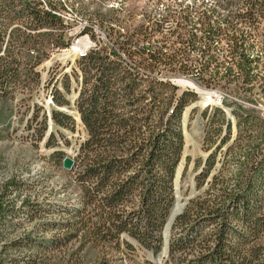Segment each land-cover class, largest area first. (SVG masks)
I'll return each mask as SVG.
<instances>
[{
    "label": "trees",
    "instance_id": "trees-1",
    "mask_svg": "<svg viewBox=\"0 0 264 264\" xmlns=\"http://www.w3.org/2000/svg\"><path fill=\"white\" fill-rule=\"evenodd\" d=\"M58 3L49 2L48 6L58 8ZM246 3L251 6L250 17H255L254 12L264 17V0ZM209 13L213 16L208 12L167 13L176 25L172 35L183 43L177 48L172 42L171 49H181L186 58L168 51H148L146 55L141 46L133 48L132 38L120 40L115 35L110 46L102 45L75 60L80 72L71 70L79 87L75 105L85 132L70 170L79 190L76 204L26 197L17 206L9 195L21 190L26 181L11 176L1 182L0 264H41L39 254L61 250L76 240L79 246L73 247L69 256V264H75L80 262L85 245L117 249L122 244L133 249L124 234L154 253L160 251L162 231L175 201L173 179L184 148L183 109L196 94L187 90L176 96L175 85L152 72L164 66L186 74L199 67L204 82L235 84L236 92L250 88L255 78L252 70L257 59L250 58L246 43L238 38L243 30L234 26L227 32L228 17L214 9ZM148 22L154 34L140 26L132 37L154 49L170 48V40L164 37L156 40L161 45L152 44L154 36L162 33L158 23H164V16L153 19L149 15ZM122 29L126 31L124 26ZM63 30L60 18L44 9L40 1L0 0L1 100L16 87L38 84L36 68L49 57L51 47L64 49L70 43L62 38ZM221 34L228 40L227 51L214 44ZM196 49L199 56L188 58V50ZM34 50L35 55L30 54ZM217 51L227 52L225 58H218ZM222 68L224 75L218 71ZM61 81L69 92L70 74H64ZM52 98L57 106L68 103L58 88ZM217 110L204 129L215 136L211 147H219L212 148L204 161L202 176L217 160L225 144L221 140H229L230 123ZM202 113L205 118L206 112ZM236 117L237 146L227 148L229 157L221 173L212 176L205 198L190 201L174 219L171 229L179 225L185 232L169 242L168 256L175 264H264V121L252 111H242ZM51 119L59 127L74 130L73 118L62 111L53 109ZM63 157L61 151L51 154L56 164L62 163ZM23 223L32 225L33 231L16 236L7 231L12 228L14 232ZM48 230L54 232L50 237ZM24 248L30 251L28 258L5 255L8 249Z\"/></svg>",
    "mask_w": 264,
    "mask_h": 264
},
{
    "label": "rangeland",
    "instance_id": "rangeland-1",
    "mask_svg": "<svg viewBox=\"0 0 264 264\" xmlns=\"http://www.w3.org/2000/svg\"><path fill=\"white\" fill-rule=\"evenodd\" d=\"M64 1L67 4L66 7L62 5V8H64L62 11L65 12L64 16L71 19L74 25L69 31L75 34L78 37L77 39L83 40V42L81 41L82 46H85L88 52L93 48L106 45V43L110 46L111 37H108L107 34V32H109V16H112V22H118V29L124 31L122 26L126 28V25L130 24L139 25L140 20L143 19V17L148 18L149 15L153 19H158L169 12H173L175 15L187 12L195 13L194 10H191L192 5H188L193 4L194 0ZM210 1L211 0H209V3L212 2ZM226 1H230V4H226ZM247 1L248 0H224V5L236 6V3H246ZM161 2L163 6L159 4ZM164 5H169V7H171L170 11L164 8ZM197 7H201L199 2L195 3L194 9H197ZM209 7L212 8L214 6L210 5ZM183 8H185V12L182 11ZM217 12L224 14L221 11ZM257 15L261 16L258 17V28L259 30H264V17L260 12H254V16L257 17ZM232 18H241L240 9H232ZM87 24H92L93 26V37L83 34ZM119 25L121 27H119ZM172 26L173 29L176 27L175 21H172ZM139 27L140 26H135V30L139 29ZM190 27L191 25L186 26L187 29H191ZM237 27L243 30V34L241 36L238 35V38L239 41L242 39L246 43V53L250 55V58L257 59V61L254 62L256 66L252 70V73L255 75L252 86L245 91H241L239 95L242 98L237 102L240 103L241 107L230 108L228 103L222 104L224 108L227 107L230 108V110L234 109L232 111L234 119L229 122V140L237 136L236 116L242 111H252L253 114L264 121V41L258 39V30L255 26L245 25ZM133 31L134 30H132V32ZM197 33H199V31H197ZM262 34L264 36V33ZM229 36H231V34H229ZM162 37L170 40L169 36H163L161 33L154 36L155 41H152L153 46L161 45L160 42L156 43V40ZM135 39L139 40L137 36H135ZM172 39L175 47H182L183 43L178 42L175 35H172ZM226 41L228 40L225 35L221 34L217 36L214 44L226 48ZM142 43L145 44L146 42ZM69 45L71 44L69 43ZM69 45L64 49H70ZM171 51L174 52H168L177 54V57H185L181 49H171ZM188 51L198 52L197 49ZM48 52L49 57L43 59L36 68L39 73V82L37 85L30 84L26 89L14 88L7 99H0V183L11 176L26 181V184H24L21 190L13 191V193L9 195L10 198L15 199L17 206L21 204V199L26 197H30L31 200L36 199L39 201L46 199V201L52 203L69 202L76 204L77 194L79 193L74 182V174L70 171L71 169H65L62 163L56 164L55 161L51 159V154L54 151H61L64 156H73L80 143V137H83L85 134L75 105V98L78 95L76 89L79 87L74 76L71 74V70L75 68L79 74L80 72L75 61V54H68L67 57H65L61 54V51H54L53 53L51 51ZM216 53L220 59L225 58V54H227V52L222 53L219 51ZM139 69L143 70L141 67H139ZM218 71L220 75H224L225 73L223 68ZM155 72L159 78L172 81L171 83L176 87V96L187 90L193 91L196 94L194 100L187 102L182 114L183 133L187 131L190 134V138L187 139L186 135H184L183 154L176 167L173 179L175 201L171 210L176 203V196L179 198V203L182 204L179 212L176 214L177 216L188 207V203L193 199H197V197H206V190L211 188L212 176L221 173L229 157L226 151L228 145L224 144L220 147L217 160L215 159L212 163L213 167L210 172L208 170V173L202 176L204 173L203 170H205L203 167L204 161H206L210 156L209 154L214 151V149L212 151V148L216 149L219 146L213 145V147H211V141L214 140L215 136L212 137L204 129V123L212 116L214 110L209 108L210 103L207 106L199 105L198 101L200 100L199 94L201 91H198V89L218 92L228 98L235 93H230L226 89L221 88V85L208 86L207 84L209 83L204 82L201 76L194 75L193 69H191L189 73L183 74L180 70H177V68L161 66L159 69H156ZM66 73L68 75L70 74L71 79L70 90L67 93L61 83L63 75ZM78 78V81H80L81 75H79ZM57 80L58 82H56ZM182 81H189L191 84L183 85ZM43 82L48 83L41 86ZM36 87L40 88L36 90ZM56 88L60 89L64 94V97L68 100L67 104L62 106L55 105L52 95H54ZM231 88L236 89L234 84H231ZM53 109L70 115L74 120V130H72L70 126H57L51 119V111ZM202 111L206 112L205 118H203ZM216 112L221 113L224 119L226 118V114L221 112V110H217ZM225 128V125L221 127L223 134L226 132ZM51 133H53L52 139L49 138ZM204 134H207V138L203 137ZM47 143H49V145H47ZM55 143H57L56 146L54 145ZM236 146L237 144L235 148ZM210 147L211 149H209ZM213 155V157L216 156L215 153ZM177 170H179L178 175L176 174ZM174 219L171 222L167 234L168 250L170 240L178 238L185 233L179 225L173 226L171 229ZM11 229L12 228H8L7 231H9L12 236L19 235L24 231H33L32 225L24 223L14 232H11ZM205 230H209V227H205ZM53 233L54 232L49 230L46 231L47 237H50ZM123 237L134 245L133 249H128L122 244H120L117 249H114L110 245L104 247L85 245L80 251V262L75 264H175V260H173L171 256H168V251L166 254L164 253L165 255H162L164 241L163 231L162 247L157 253L139 245L135 239L128 235L124 234ZM77 246H79V241L74 240L66 248L47 251V254H39V262H41V264H69L70 252L73 247L75 248ZM1 250L0 248V251ZM29 253L30 251L25 248L18 250L8 249L5 255L13 257L25 256L28 258ZM31 254H36V252ZM2 260L6 261L7 259L2 258Z\"/></svg>",
    "mask_w": 264,
    "mask_h": 264
},
{
    "label": "built area",
    "instance_id": "built-area-1",
    "mask_svg": "<svg viewBox=\"0 0 264 264\" xmlns=\"http://www.w3.org/2000/svg\"><path fill=\"white\" fill-rule=\"evenodd\" d=\"M33 1H40L41 6L44 9L49 10L52 14H54L60 18V21H62V23L64 25L62 38H66V40L71 42V49H59L57 46H52L51 47L52 53L54 51H61V54L64 55L65 57H67L68 54H75V53H78V51H87V48H85V46L80 45V41L83 42V40L77 39L78 37L69 31L74 25L72 24L71 19H68L67 17L64 16V13H65L64 11L57 10L56 6L55 7L48 6L47 0H33ZM211 1L213 2L214 11H221L222 13H224V15H226L229 18V27H226L227 32L231 27H234V26L253 25L258 30V39L264 41V38H263L264 36L262 34V33H264V30H259V28H258V17H261V16L257 15V17H250V11L249 10H251L250 9L251 6L248 3H236V6H227V5L222 4V0H211ZM260 1H262V0H260ZM232 9H240L241 18H232ZM200 13H206V9H203V8L202 9H195V15L200 14ZM208 14H209V16H213V13H208ZM108 24H109V32H107L108 37H113V36L117 35L119 37V39L121 40V39L125 38V36H128L126 38L130 37L133 40V48L137 49L136 45L141 46V49L145 50L146 55H147L148 51H160L161 53H163V51L174 52V51H171V44H172V40H173L172 39V32H173L172 19H168V14H164V23H158V24H162V35L163 36H169L170 48L154 49L153 47H150L148 44H143L142 42H140V40L135 39V37H132V30H135V26H147L149 33L154 34V32H152V26L148 25V18L143 17V19L140 20L139 25H131V24L126 25V31H119L118 22H112V16H109ZM18 26H19V24H18ZM85 28L86 29L83 31V34H86L87 36L93 37V33H92L93 26H92V24H87V27H85ZM187 37H188V32H187ZM106 45L109 46V44H107V43H106ZM226 48H228V41H226ZM226 48H225V50H226ZM95 49H98V48H93L91 50H95ZM91 50H89V51H91ZM35 53H36L35 50H34V52H30V54H34V55H35ZM187 53H188V51H187ZM185 56H186V54H185ZM198 56H199L198 52H190V56H188V58L194 59ZM47 63H49V62H47ZM193 70H194L195 76H200L199 67L195 68ZM139 71L144 73V70H139ZM160 72H161V70H160ZM152 75L157 76L156 72H152ZM160 79L172 82L170 80H166L163 78H160ZM45 83L47 84L48 82H43V84H41V86H43ZM51 85H52V82H51ZM216 85H221V88L226 89L230 93L234 92L235 94H232L231 97L228 98V97H225L221 93H218V92H211L209 90L198 89V91H201V100H203V99H215V100H219L223 103H228L230 105V108L241 107L240 103L237 102V101H240L242 98L241 96H239L241 94V90L236 92V89L231 88V83L228 86H223V84H217V83H216ZM209 86H214V84H209ZM39 88L40 87H36V90H38ZM229 88H231L232 90ZM78 115H79V112H78ZM230 117H231V115H230ZM79 119H80V115H79ZM203 137L207 138V134H204ZM237 141H238V138H234V139H231L229 141H222L221 140V142H225V144L228 145V148L235 146L237 144Z\"/></svg>",
    "mask_w": 264,
    "mask_h": 264
},
{
    "label": "bare ground",
    "instance_id": "bare-ground-1",
    "mask_svg": "<svg viewBox=\"0 0 264 264\" xmlns=\"http://www.w3.org/2000/svg\"><path fill=\"white\" fill-rule=\"evenodd\" d=\"M60 1V3H58ZM162 1H166V0H162ZM49 2H52V3H54V4H59V5H57L58 6V8H56L57 10H61L62 11V9H64V8H62V5L64 6V7H66L67 6V4L65 3V1L64 0H54V1H52V0H47V5H48V3ZM197 2H199V5H201V7L199 8V7H197V9H206V12H211L212 11V9H214V7H212V8H210L209 6L210 5H212L213 6V2H211V3H209V0H194V3L193 4H188L189 6H191V10H194L195 11V9H194V7H195V3H197ZM226 4L227 3H229L230 4V1H226L225 2ZM224 3V0L222 1V4L224 5L225 4ZM159 4H161L162 6H163V4H162V2L161 3H159ZM188 5H186V6H188ZM161 8V7H160ZM164 8H167V10H169L170 11V8L171 7H169V5H164ZM186 8V7H185ZM185 8H183L182 9V11L183 12H185ZM67 10V9H66ZM173 13V12H172ZM233 38H234V36H233ZM70 44H71V42H70ZM80 45L82 46V43H81V41H80ZM70 46V49H71V45H69ZM86 48V47H85ZM87 53H88V51H78V53H75V57H76V59H81L82 57H85L86 55H87ZM207 56V55H206ZM79 79V78H78ZM180 81V80H179ZM183 83V85L184 84H191V82H189V81H182ZM196 91V90H195ZM198 93V92H197ZM200 96H199V98H200V100L198 101V103H199V105L200 106H207L209 103H210V106H209V108H211V109H213V110H215V109H218V110H221V112H224L225 114H226V118H225V120L227 121V122H231L233 119H234V115L232 114V111L234 110V109H232V110H230V108H227V107H223V102H221V101H219V100H215V99H203V100H201V93L199 94ZM206 104V105H205ZM226 104V103H225ZM231 112V113H230ZM230 115H231V117H230ZM185 131V130H184ZM185 133V135H186V137H187V139L188 138H190V134L187 132V131H185L184 132ZM263 147H264V144H263ZM180 170V169H179ZM178 173H179V171H178ZM176 182H177V180H176ZM165 249V248H164ZM163 249V254L162 255H165L164 253H165V250Z\"/></svg>",
    "mask_w": 264,
    "mask_h": 264
},
{
    "label": "water",
    "instance_id": "water-1",
    "mask_svg": "<svg viewBox=\"0 0 264 264\" xmlns=\"http://www.w3.org/2000/svg\"><path fill=\"white\" fill-rule=\"evenodd\" d=\"M186 127V125H185ZM185 135V133H184ZM73 163H74V160H73V157L71 155H65L62 159V165L65 169H68L70 170L73 166ZM180 167V166H179ZM179 170H177L176 174L178 175ZM176 203L173 207V209L171 210L170 212V215L167 219V222L165 223L164 225V229H163V233H164V241H163V249L165 250V254L167 253L168 251V239H167V234L169 232V229H170V226H171V222L173 221V219L175 218L176 214L179 212L182 204L179 203V198L178 196H176Z\"/></svg>",
    "mask_w": 264,
    "mask_h": 264
}]
</instances>
